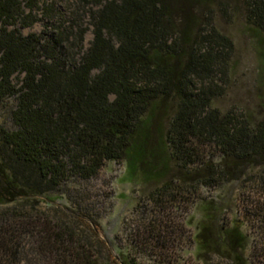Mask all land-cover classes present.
Masks as SVG:
<instances>
[{"label": "trees", "instance_id": "1", "mask_svg": "<svg viewBox=\"0 0 264 264\" xmlns=\"http://www.w3.org/2000/svg\"><path fill=\"white\" fill-rule=\"evenodd\" d=\"M64 2L66 14L54 0H0V264H102L80 182L107 161L152 183L143 201L157 217L135 221L133 242L168 264L186 194L261 168L241 219L219 224L210 201L190 239L229 264H264V112L213 106L232 49L214 19L242 13L264 38V0ZM38 14L43 29L23 34ZM65 197L77 211L39 206Z\"/></svg>", "mask_w": 264, "mask_h": 264}, {"label": "rangeland", "instance_id": "2", "mask_svg": "<svg viewBox=\"0 0 264 264\" xmlns=\"http://www.w3.org/2000/svg\"><path fill=\"white\" fill-rule=\"evenodd\" d=\"M54 2L58 9L67 13L64 0ZM228 15L230 16L223 18L217 14L214 19L217 29L230 38L232 49L226 82L222 86V94L213 101V106L220 112L229 109L237 113L249 111L256 118L264 112V38L256 36L249 29L242 13L233 12ZM46 23V19L38 14L31 26L19 29L23 34L39 33ZM90 39V32H86L84 46L88 45ZM4 117V113L0 111V123L4 121ZM261 171V168L256 167L248 170L245 177L238 180L215 187H200L196 194H186L188 203H183L181 210L173 215L172 223L177 224L178 240L169 248L171 264H229L227 259L216 253H199L190 237L196 233L198 224L203 219V209L206 208L204 204L210 201L218 210L216 215L220 218L219 224L226 226L234 217L241 219L244 211L242 203L247 198L256 197V189L246 179H256L262 174ZM80 183L84 205L89 209L85 214L88 219L84 223L94 229V239L100 241L98 248L103 254L102 264H120L118 259H114L119 251L127 255L133 264H168V259L162 256L155 257L145 250L135 249L133 242L135 221L147 214L157 217L152 213L155 209L153 203L143 201L146 200L152 183L136 184L125 180L124 163L117 161H107L95 177ZM69 199L58 198L47 205L40 199L39 206H57L77 211V199ZM165 205L171 207L169 204Z\"/></svg>", "mask_w": 264, "mask_h": 264}]
</instances>
